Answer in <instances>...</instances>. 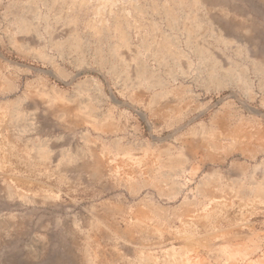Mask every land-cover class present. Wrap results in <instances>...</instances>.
I'll return each instance as SVG.
<instances>
[{"label":"rangeland","instance_id":"1","mask_svg":"<svg viewBox=\"0 0 264 264\" xmlns=\"http://www.w3.org/2000/svg\"><path fill=\"white\" fill-rule=\"evenodd\" d=\"M0 264H264V0H0Z\"/></svg>","mask_w":264,"mask_h":264},{"label":"crops","instance_id":"2","mask_svg":"<svg viewBox=\"0 0 264 264\" xmlns=\"http://www.w3.org/2000/svg\"><path fill=\"white\" fill-rule=\"evenodd\" d=\"M12 129V142L25 146L29 157L24 161L33 165V173L41 176L40 180L66 183L70 176H75L81 182L100 181L103 166L87 156V149L75 136L69 140L66 134L57 135L38 116H35L34 124L28 131L22 126H13ZM15 191V194H40L36 191L27 192L19 186L15 187Z\"/></svg>","mask_w":264,"mask_h":264},{"label":"bare ground","instance_id":"3","mask_svg":"<svg viewBox=\"0 0 264 264\" xmlns=\"http://www.w3.org/2000/svg\"><path fill=\"white\" fill-rule=\"evenodd\" d=\"M55 98V97H54ZM65 120V119H64ZM99 124V123H98ZM99 128V127H98ZM206 192V191H205Z\"/></svg>","mask_w":264,"mask_h":264}]
</instances>
